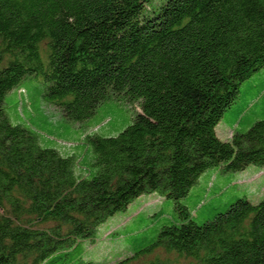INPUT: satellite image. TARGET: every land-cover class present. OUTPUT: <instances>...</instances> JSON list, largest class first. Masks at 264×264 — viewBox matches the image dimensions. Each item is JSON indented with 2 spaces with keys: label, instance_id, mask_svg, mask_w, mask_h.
Wrapping results in <instances>:
<instances>
[{
  "label": "trees",
  "instance_id": "trees-1",
  "mask_svg": "<svg viewBox=\"0 0 264 264\" xmlns=\"http://www.w3.org/2000/svg\"><path fill=\"white\" fill-rule=\"evenodd\" d=\"M263 68L264 0H0V264H95L82 243L153 193L175 218L104 264H264V196L201 224L181 203L209 171L264 166V81L240 91ZM19 98L36 125L11 123ZM109 102L130 111L113 133L88 124Z\"/></svg>",
  "mask_w": 264,
  "mask_h": 264
},
{
  "label": "rangeland",
  "instance_id": "rangeland-1",
  "mask_svg": "<svg viewBox=\"0 0 264 264\" xmlns=\"http://www.w3.org/2000/svg\"><path fill=\"white\" fill-rule=\"evenodd\" d=\"M23 80L24 81L21 85H25L29 90L28 92L30 93V96L32 95L33 100H36L37 91L44 87L43 82L37 79L29 80L28 78ZM263 81L264 68L252 74V76L242 84L240 90L241 99H246L244 92L248 83H254L260 87V84ZM11 104L16 105L14 107L17 108V114L14 107H10L8 109V115L12 124H26L28 122H32L36 125V121H38L36 118L37 113L31 108L33 106V109H35V107L38 106L37 103L30 102L31 106H26L19 98L17 100H12ZM256 105L260 108L263 107L264 97H260ZM47 106L48 104H42V109H47ZM125 106L126 105L124 104H118L115 102L102 104L97 109L96 113L89 119L88 124L93 126L106 117L108 119L105 120L106 125H104V127L109 128V131L113 133L111 127L119 129V127L121 128L122 126L127 125L129 121L130 111L127 110ZM17 115L22 120L21 122L17 121ZM218 134L229 139L231 131H228L223 127L220 131H218ZM254 173L259 176L262 175L260 180L264 181V167L259 168V166L248 167L240 174L209 171L204 176L202 175L198 179L196 185L192 188L189 202H180L185 204L190 212L194 210L191 212V215L198 224H201L210 218V214L212 212L214 213L215 209L218 210L220 208H224L227 204L236 201L237 198H242L244 196L251 202L256 203L258 201H255L256 195L254 193L257 194L258 185H249L257 181L256 179L258 177L252 178ZM244 176L251 178L244 180ZM243 183H247L248 185ZM250 194H254L255 196L249 197L248 195ZM158 196L159 195L155 193L152 195L144 194L141 198L134 199L125 211L119 212L108 218L97 228L95 232V239L86 240L82 243L84 252V255L82 256L83 260L86 262L91 261L95 264L113 263L120 257L125 259L133 256L135 250V246L133 244L141 241V238L144 235L145 239H147L148 243H150L152 238H154L158 233L159 229L164 224L168 223V220L175 218L173 202H168L164 197L161 199ZM196 205H198L197 209H195ZM147 211H149L150 214L146 213ZM155 259H159L163 262L167 260H174L176 264H198V262L193 259L191 260L168 256L163 250L154 252L146 258L145 261H153ZM198 260L202 264H205L203 257Z\"/></svg>",
  "mask_w": 264,
  "mask_h": 264
},
{
  "label": "crops",
  "instance_id": "crops-1",
  "mask_svg": "<svg viewBox=\"0 0 264 264\" xmlns=\"http://www.w3.org/2000/svg\"><path fill=\"white\" fill-rule=\"evenodd\" d=\"M258 176H259L258 174H255V173H254V174L252 175V178H253V177H256V178H257Z\"/></svg>",
  "mask_w": 264,
  "mask_h": 264
}]
</instances>
